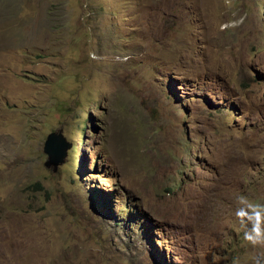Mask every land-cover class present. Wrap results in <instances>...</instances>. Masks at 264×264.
Segmentation results:
<instances>
[{"label": "rangeland", "instance_id": "1", "mask_svg": "<svg viewBox=\"0 0 264 264\" xmlns=\"http://www.w3.org/2000/svg\"><path fill=\"white\" fill-rule=\"evenodd\" d=\"M241 194L264 203V0H0V264H252Z\"/></svg>", "mask_w": 264, "mask_h": 264}, {"label": "clouds", "instance_id": "2", "mask_svg": "<svg viewBox=\"0 0 264 264\" xmlns=\"http://www.w3.org/2000/svg\"><path fill=\"white\" fill-rule=\"evenodd\" d=\"M231 5V0H227ZM244 18L233 19L227 26L239 27ZM237 208L235 216L243 229V239L253 248L264 249V203L254 202L248 196L241 194L236 197ZM232 264H240L239 258H233ZM252 264H264V251L253 255Z\"/></svg>", "mask_w": 264, "mask_h": 264}, {"label": "water", "instance_id": "3", "mask_svg": "<svg viewBox=\"0 0 264 264\" xmlns=\"http://www.w3.org/2000/svg\"><path fill=\"white\" fill-rule=\"evenodd\" d=\"M72 146L71 141L67 139L62 128L50 132L44 143V152L48 155L45 162L46 167L53 166L56 169L60 164L64 163Z\"/></svg>", "mask_w": 264, "mask_h": 264}, {"label": "trees", "instance_id": "4", "mask_svg": "<svg viewBox=\"0 0 264 264\" xmlns=\"http://www.w3.org/2000/svg\"><path fill=\"white\" fill-rule=\"evenodd\" d=\"M41 187V186H40Z\"/></svg>", "mask_w": 264, "mask_h": 264}]
</instances>
